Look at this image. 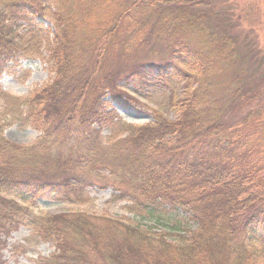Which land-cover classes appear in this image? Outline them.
Wrapping results in <instances>:
<instances>
[{"label":"trees","instance_id":"trees-1","mask_svg":"<svg viewBox=\"0 0 264 264\" xmlns=\"http://www.w3.org/2000/svg\"><path fill=\"white\" fill-rule=\"evenodd\" d=\"M196 1L178 0L181 5L174 7V0H115L116 12L108 17L102 4L90 0H82L80 15L74 0H0V79L16 77L22 61L39 59L56 68L52 82L24 98L0 87V131L16 124L40 133L36 147L21 148L0 132V247L23 226L24 217L32 218L19 199L67 200L86 186L84 172L110 183L134 214L154 220L183 212L198 231L192 236L188 231V239L180 236V248L167 245L168 235L146 243L149 232L102 228L85 215L33 217L31 222H40L36 236L59 250L46 264H257L256 251L264 252L253 241L264 229V159L258 155L260 138H254L264 126V67L248 65L237 72L233 87L222 94L229 105L214 109L219 59H236L241 67L252 59L249 50L238 45L242 53L236 51L219 25L210 24L222 19V12L195 9ZM125 18L129 26L118 34ZM43 22L55 28L53 34L43 32ZM77 22L104 41L92 51L94 65L108 45L112 51L129 45L133 51L146 49L160 59L130 66L120 78L127 85L183 79L182 97L174 93L169 102L176 118L155 113L154 121L127 126L125 136L103 143L104 129L122 123L113 104L129 97L116 85L115 74L97 78L96 66L81 61ZM257 57L255 63H264ZM192 70L199 72L195 84ZM250 103H256L253 112L244 114ZM159 241L164 245L157 247Z\"/></svg>","mask_w":264,"mask_h":264},{"label":"rangeland","instance_id":"rangeland-1","mask_svg":"<svg viewBox=\"0 0 264 264\" xmlns=\"http://www.w3.org/2000/svg\"><path fill=\"white\" fill-rule=\"evenodd\" d=\"M90 1L94 6L102 4L104 6V13L108 17L111 15V17L114 16L116 12L115 0ZM202 1L205 3L204 6L201 5ZM74 2L77 13L80 15L81 4L83 2L82 0H74ZM195 3H200V6L195 9L205 11L209 9L220 10V12H222V19L217 22L214 20L210 22V24L212 26L219 25V27L224 32H227L230 38L235 41L237 45L235 47L236 51L237 47L240 54L242 53L240 47L244 51L249 50L247 55L252 59L251 61L248 60L247 62H243L242 67L240 66L241 63L236 62V59H219L222 61V65L221 68H219L218 74L213 78V87H216V91L214 92L222 95L226 93L228 89L233 87L235 75L237 72L242 73L243 70L241 69L243 67H248V65L259 68H261V66L264 67V63H255L253 59L257 55V58H260V60L264 57V0H197ZM173 4L174 7L181 5L178 3V0H174ZM166 7L167 6H164L162 9L166 10ZM224 7L226 12H224ZM43 23L45 25L43 32L48 34L47 29H50V33L53 34L55 28H52V25H49L47 22ZM121 23V28L118 31V34L129 26V21H127L126 18ZM77 34H79L78 37L80 38L79 45L83 46L79 53L81 61L86 63V66L91 67V64H95L94 60L96 59L92 51L97 49V43L99 42L98 39L100 38L90 34L89 29L81 23H78ZM92 43H94V45H91ZM99 44L101 46L105 45L104 41H100ZM112 47L113 46L110 45L106 46L103 50L104 55L102 56L101 62L94 65L96 66L94 71L97 78H103L106 75L109 76V74H115L118 77L117 79L120 80L121 76L129 70V67L135 65L137 62L142 60L160 61L159 58L152 55L150 56V52L146 49L139 50L138 48H134L133 51L132 47L129 45L127 48L123 46L121 49L112 51ZM249 47H252L254 50H251ZM165 60H167V57H165ZM16 69V77L10 78L3 76L0 79V87L10 96L20 98H24V96L34 92V89L42 87L45 83L52 82L55 79L56 74V68L53 67L52 69L47 63L39 59H34L33 62L30 63L22 61L20 67H17ZM189 72L193 74L192 82L195 84L199 78V72L198 70H192ZM258 79L259 78H256L255 80L258 81ZM117 83L118 84L116 85L123 89L129 98H123L124 102L121 104H113L122 119V123L111 125V127L104 129L100 135V140L103 143L110 144L112 139L125 136L127 134V126L135 124L143 125L144 123L154 121L155 113H162L163 115L169 116L171 120L176 118V116L169 111V102L174 98L175 94L176 96H181L185 85L183 79L178 80L171 77H168L167 79H154L151 83L139 88L127 85L122 79ZM198 86L197 83L195 88H198ZM214 92H211L214 109L224 110L229 105L226 97L222 95L219 100ZM246 105L243 113L250 114L253 112L252 109L255 108L256 103ZM241 115L242 110L239 115L235 117ZM218 118L224 120L227 124L230 121V119H227L226 117L227 122L224 119V115H221ZM253 119H255V116ZM259 130L261 133L259 132L254 140L260 138L258 143L263 146L258 155L259 158L263 160L264 126L261 125ZM0 132L3 140L14 147L17 146L21 148L35 146L37 144V139L40 136L39 132H35L31 128H25L24 130L20 129L16 124L4 127L3 131ZM51 148H53V146ZM56 175L58 177L60 176V174ZM84 175L86 186H82L77 189L79 191L67 195V200L61 199L57 201L53 200L54 197H52V199H50L52 201L46 202L41 198H32L29 196L27 197V200L19 199L22 203L21 206L24 209V213L31 211L32 218L40 216L50 217V215L61 214L66 217H72L80 214L82 216L85 215L90 217L99 227H107L113 230H123V226H130L133 228L138 227L147 233L149 232L150 235H148L150 236V241L148 240L146 243L151 242L153 238L158 240L161 235H168L165 237V242L168 246H170V243L179 246V244H176V240H181L180 236L188 239L192 236V233H197L199 226L191 219L188 220L189 214H184L183 212H177V214L175 212H167L166 219L154 216V220L149 217L146 218L143 215L141 216L140 214H134L130 211V204L126 198L122 200L116 198V195H120V193L113 190L110 183L99 181L93 176V173L90 176L83 172L80 177H84ZM24 219V224L23 226L20 225L18 231H15L8 236V238H3V240L5 239V243L0 247V264H46L47 260L53 253L59 254V250L56 249V246L53 243L43 240L41 236H36L37 230L40 229V222H31V219H28L27 217H24ZM188 231L191 232V236L187 234ZM253 241L255 248L264 249V229L259 231V233L253 237ZM160 244L163 243L159 241L156 242L155 245L159 247L161 246ZM198 248H200V245H198ZM228 249L229 248L227 247L223 253H226ZM193 250L195 249H186L187 254L190 255ZM181 251H183V249L179 250V252ZM194 254H197V252H194ZM256 254L258 255L257 264H264V256L261 255H264V252L258 250L256 251ZM198 259L201 258L198 257Z\"/></svg>","mask_w":264,"mask_h":264}]
</instances>
